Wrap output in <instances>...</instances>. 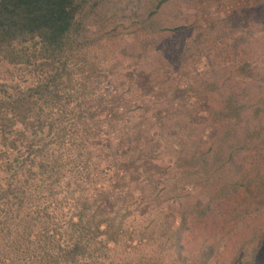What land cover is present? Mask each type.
Here are the masks:
<instances>
[{
	"label": "rangeland",
	"instance_id": "obj_1",
	"mask_svg": "<svg viewBox=\"0 0 264 264\" xmlns=\"http://www.w3.org/2000/svg\"><path fill=\"white\" fill-rule=\"evenodd\" d=\"M121 5L126 17L136 10L129 0ZM158 17L153 33L138 31L122 13L115 37L105 35L103 22L93 24L94 42L83 53L89 64L95 55L106 62L85 82L91 93L84 99L75 94L85 77L76 65L73 98L60 102L96 111L123 99L119 121L109 123L108 113L85 120V139L124 176L118 199H110L120 209L117 222L125 219V231L147 236L133 250L122 242L111 258L264 264V182L258 184L264 181V0H172ZM246 64L248 75L239 74ZM234 105L243 106L240 120L225 115ZM128 142L135 149L122 156L120 143L127 150ZM141 149L151 152L150 160L128 169L125 162L138 159Z\"/></svg>",
	"mask_w": 264,
	"mask_h": 264
},
{
	"label": "trees",
	"instance_id": "obj_2",
	"mask_svg": "<svg viewBox=\"0 0 264 264\" xmlns=\"http://www.w3.org/2000/svg\"><path fill=\"white\" fill-rule=\"evenodd\" d=\"M171 1L129 0L136 10L126 17L121 0H0V264H131L110 253L122 242L133 250L147 236L125 231V219L117 222L120 209L110 199H118L116 185L124 176L84 137L87 117L94 121L108 113L109 123L123 118L122 96L96 111L60 102L73 98L76 65L85 73L77 99L91 93L85 82L101 71L104 58L95 55L89 64L83 53L94 42L93 24L103 22L105 35L115 37L122 32L115 23L122 13L138 31L158 32L160 10ZM247 66L237 72L248 75ZM242 107L229 106L225 115L240 120ZM133 147L125 150L120 143L121 155ZM151 155L141 149L138 159L125 164L137 171L138 162Z\"/></svg>",
	"mask_w": 264,
	"mask_h": 264
}]
</instances>
